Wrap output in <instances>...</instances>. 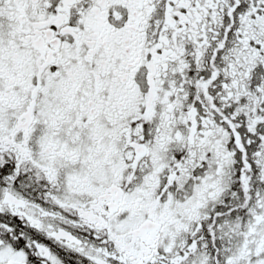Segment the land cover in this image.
<instances>
[{
	"label": "snow or ice",
	"instance_id": "snow-or-ice-1",
	"mask_svg": "<svg viewBox=\"0 0 264 264\" xmlns=\"http://www.w3.org/2000/svg\"><path fill=\"white\" fill-rule=\"evenodd\" d=\"M0 264H264V0H0Z\"/></svg>",
	"mask_w": 264,
	"mask_h": 264
}]
</instances>
